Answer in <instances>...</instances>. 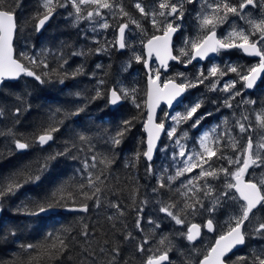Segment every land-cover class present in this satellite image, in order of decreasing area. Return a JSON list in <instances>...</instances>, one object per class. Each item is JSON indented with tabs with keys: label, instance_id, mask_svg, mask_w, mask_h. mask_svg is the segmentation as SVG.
<instances>
[{
	"label": "snow or ice",
	"instance_id": "obj_1",
	"mask_svg": "<svg viewBox=\"0 0 264 264\" xmlns=\"http://www.w3.org/2000/svg\"><path fill=\"white\" fill-rule=\"evenodd\" d=\"M15 3L16 0H0V85L21 76L32 77L42 85L49 83L50 75H59L69 64V59L62 51L53 53L51 50H42L40 56L35 52L29 54L26 50L16 51L14 45L20 25L16 18ZM186 5L198 6L193 17L196 34L184 35L181 45L177 47L173 40L184 29L183 21L188 13ZM58 8H70L66 16L77 24L87 21L91 25V33L113 30L112 38L109 40L105 37L103 42L97 35L90 36L82 32L83 39H90L98 45L94 49L97 55L109 50L130 52L123 70L127 71L133 63L141 64L145 69L147 85L143 100L138 99L139 90L136 87H126L117 80L105 89V79L97 78L96 72L89 74L90 79H95L92 90L94 94L88 98L89 102L106 98L110 105L115 106L128 100L136 109L142 110V115L146 117L142 123L146 134L142 140L144 150L135 154L134 161L138 162L142 157L145 161V176L156 181L150 188L151 200L147 197L138 200V187L130 193L132 211L135 212L134 231L129 230L124 223L123 218L128 209L120 197L108 201L107 207L111 211L106 218L111 222L113 233L119 234L121 241L126 242L134 254H139L141 264H174L170 257L173 240L158 231L164 221L179 226L175 235L188 242L190 259L187 264H264V243L253 245L248 254L236 260L229 258V253L245 245L247 239L264 241V215H258V210L264 209V106L259 111L250 109L248 105L257 103L251 99H241L235 105L232 103L242 96L243 90L254 88L264 76V0H236L235 3L233 0H151V3L132 0L131 8L134 12L128 10L123 0H43L33 30L39 33ZM230 17L236 18L232 20L230 30L224 35H218V27L228 23ZM132 34L140 35L141 51L137 50L136 43L131 40ZM29 47L34 49L35 45H29L26 38L25 48ZM231 49L257 57L258 61L246 69L235 64L221 67L213 63L206 71L200 65L192 76L176 72L172 76L163 77V73L169 71L170 61L187 67L194 61H204L212 54L219 55ZM49 55L57 61L58 68L51 67ZM70 55L84 56L85 51L74 50ZM95 67L103 70L104 66L97 64ZM83 71V65H80L71 73L63 72V75L75 78L83 74ZM230 73L238 79L221 84L223 77ZM59 83L63 84L64 79H60ZM237 83L242 84V89L237 90ZM201 85H205L209 92L227 94L222 100H212L211 103L217 105V111L220 105L233 110L234 119L229 124L225 118L223 126L217 124L200 132L190 145L189 132L182 126L191 121L190 128L198 130L202 122L213 115L208 111L197 115L205 102L202 98L190 104L184 103V94ZM76 95L79 97L80 93ZM162 103L168 111L160 108ZM174 105H183L184 110L174 111ZM158 109L163 112L159 119ZM21 111L17 107L12 110V115L18 117ZM83 111L84 107H77L71 115H79ZM3 115L4 110L0 109V117ZM135 122L137 117L125 119L118 129L102 137L109 152L121 145ZM59 130L58 126L49 124L42 134L35 137V143L40 147L47 145ZM5 134L12 138L16 151H24L32 146L26 140L17 138L11 129L7 133H0ZM162 136H167L170 143L161 146ZM77 139L80 147L74 141L50 159L70 155L73 149L84 153L82 166L78 170L81 181L75 191H69L62 185L52 195L58 196V202L70 211L89 213V201L97 209L105 207L101 199L102 186L111 176L115 159L107 153L98 155L96 143L86 134H79ZM158 150L167 154L168 161L159 172L152 163ZM98 165H103V168L98 170ZM39 167L41 171L45 170L48 167L47 161ZM126 167H136V163H129ZM18 176L13 174L0 178V202L5 197L14 196L24 187V182ZM40 179V175L29 174L26 182H39ZM149 203L157 216L155 219L149 217L147 222L156 231L145 234L143 222ZM52 206L40 204L37 210L29 214L39 215ZM227 208H231L232 212L221 225L216 219L217 213ZM197 217L201 222H193ZM205 232L218 235L206 252L201 253L196 242L202 239ZM11 234L14 235V232ZM79 235L87 245L82 254L92 258L91 264H97V255H107V264H130V260L122 258L121 247L112 246L107 239L103 245L97 244L99 252L92 248L88 244L91 233L87 223L83 224ZM75 239L74 236L66 239L49 232L44 243L21 244L20 248L28 257L27 264H34L39 258L32 256L37 250L56 260L62 257L70 259ZM14 264L24 262L14 261Z\"/></svg>",
	"mask_w": 264,
	"mask_h": 264
},
{
	"label": "trees",
	"instance_id": "obj_2",
	"mask_svg": "<svg viewBox=\"0 0 264 264\" xmlns=\"http://www.w3.org/2000/svg\"><path fill=\"white\" fill-rule=\"evenodd\" d=\"M42 2L43 0H16V18L20 25V32L14 45L16 51L26 50L29 54L35 52L37 56H40L42 50H51L53 53L62 51L69 59V64L59 75L51 74L49 83L42 85L34 78L22 77L17 82L4 83L0 88V109L4 110V115L0 117V133H7L11 129L17 138H22L32 145L25 152L18 153L14 150L12 138L6 134L0 135V178L19 174L18 178L24 182V187L14 196L5 197L0 202V208H2L0 264H14V261L27 264L28 257L22 253L20 245L42 244L49 232L66 239L69 236L76 237L72 243L70 259L62 257L56 260L37 250L32 253V256L39 257L34 264H81V262L91 264L92 258L82 254L83 248L87 245L83 237L79 235L85 223L89 225L91 233L88 244L96 248L97 252H99L97 244L103 245L104 240L107 239L112 246L121 247L123 259L130 260V264H141L139 254H134L133 249L126 242L121 241L119 234L113 233L111 222L106 217L111 211L107 207L108 201L119 196L122 204L128 209L126 217L123 218L124 223L128 225L129 230L134 231L135 212L132 211L130 193L138 187L140 192L138 200L145 197L151 200L150 188L155 185L156 181L145 176V161L142 157L138 162L134 161L135 154L144 150L142 123L146 117L142 115V110L136 109L128 100H124L121 106L112 110L106 98L91 102L88 98L94 94L92 90L95 86V79H90L89 74L96 72L97 78L105 79V89L119 80L126 87H136L139 90L138 99L143 100L146 89L143 67L141 64L133 63L131 68L124 71V64L128 61L126 53L109 50L97 55L94 49L98 45L92 43L90 39H83L81 35L82 32H87L90 36L94 35L87 27V21L77 24L73 19L68 18L66 13L71 10L70 8H58L48 26L41 33L35 32L33 30L35 17ZM123 2L129 11H135L131 8L132 0H123ZM235 2L236 0H233V3ZM145 3H151V0H145ZM95 35L101 37L103 42L105 37L109 40L112 38L113 30L109 29L105 33L97 32ZM26 38L29 45H35L34 49L25 48ZM74 50H84L85 55L71 56L70 53ZM137 50L141 51L140 45L137 46ZM48 59L51 67L58 68L57 61L51 55ZM97 64H102L103 70L96 69ZM80 65H83V74L75 78L71 75L67 77L63 75V72L71 73ZM60 79H64L63 84L59 83ZM254 90L250 99L257 103L248 105V107L259 111L264 106V76ZM76 93H80V96L77 97ZM81 106L84 107L83 112L79 115H71L77 107ZM17 107L22 111L18 117H15L12 115V110ZM131 117H137L135 126L126 134L121 145L109 152L102 137L107 136L110 131L114 132L123 120ZM49 124L58 126L60 130L54 133V139L48 146L40 148L35 143V137L42 134ZM79 134H86L93 139L98 155L107 153L115 159V164L111 168V176L102 186L101 199L105 207L97 209L89 201V213L63 214L60 212L48 217H33L29 213L37 210L40 204H51L53 205L51 208L57 209L67 207L58 202V196L53 197L52 194L62 185L66 186L69 191L76 190V186L81 181L78 170L82 166L84 153L73 149L70 155L59 156L56 159H50V157L63 151L66 145L74 141L80 147L77 139ZM45 161L48 167L41 171L39 166ZM133 162L136 163V167H126L127 164ZM153 166L159 172L160 167L155 162ZM99 168H103V165H98V170ZM29 174L40 175V181L26 182ZM221 215L223 217L225 214ZM258 215H264V209H259ZM156 216L152 204L149 203L145 209L143 222L145 234L156 231L147 222L149 217L155 219ZM193 222H200V218H195ZM178 227L169 221H164L162 228L158 231L169 235L173 240L174 247L170 257L174 264H187L190 259L188 242L175 235ZM13 232L14 235L11 234ZM261 243L264 241L247 239L245 246L230 257V260H236L237 257L248 254L253 245ZM211 244L212 241L209 242V246ZM196 245L201 253L206 252L200 244ZM95 259L97 264H107L109 257L97 255Z\"/></svg>",
	"mask_w": 264,
	"mask_h": 264
},
{
	"label": "flooded vegetation",
	"instance_id": "obj_3",
	"mask_svg": "<svg viewBox=\"0 0 264 264\" xmlns=\"http://www.w3.org/2000/svg\"><path fill=\"white\" fill-rule=\"evenodd\" d=\"M181 34H182V32L178 33V34L176 35L175 38H177V36H179V35L181 36ZM217 34H218V33H217ZM176 41H177V39L175 40V42H176ZM174 44H176V43H174ZM174 54H177V53L174 52ZM224 55H227L226 57H228L230 63L235 64V65H239V66H241V67H242V65H244V64H245V66L247 67L248 62L251 61V60H248V59L244 58V57L241 55V53H240L239 51H237V50H235V49H231V50H227V51H222L219 55H216V57H215L213 60H207V61L204 62V63H196V62H193V64L188 65L187 67H185L183 64H179V63H177V62L170 61V68H169V71L166 72V73H163V77H169V76H172V75H174L176 72H180V70H184V71H186V70H190L191 73H194V72H195V67H198V66H200V65H203V67H205L206 64L210 63L211 61H216V60H217L218 62H220V60H221V62H222L223 60H225V58H223V57H225ZM247 60H248V62H247ZM251 62H252V64H255L254 61H251ZM246 67H245V69H246ZM229 77H230V78H234V77H235V74H229ZM145 79H146V77H145ZM254 91H255V90H254ZM254 91H253V92H254ZM197 92L199 93L200 91H199L198 88H195L194 90L191 89V90H189L187 93H185V94H184V98H183L184 103H185V104H188V103L190 104V103H192L193 100L195 99L193 95L196 94ZM253 92L248 93V92H246L245 90H243V91H242V96L237 97V99H238V100H241L242 97H244V99H250V95H251ZM200 95H201V94H200ZM199 97H200V96H199ZM203 98H204V95H203ZM203 100H204L205 102H204L202 108L200 109V111L197 113V115H201V114H203V113L206 112V111L210 112L211 110L216 109V107L214 106V104L211 103V101L213 100V98H210V99H206V98H204ZM213 106H214V107H213ZM210 107H212V109H210ZM161 109H163L164 111H168V109H167L166 107H162ZM173 110H174V111H183V110H184V109H183V105H177ZM222 112H223V111L220 110L218 113H214L213 115L209 116L207 119H205V120L202 122V124H201V126H200V128H199L198 130H192V129L190 128V124L192 123L191 121H189L188 124L183 125V126H182L183 129H186V130H188V132H189L188 143L191 145V144L194 142L195 137L198 136L200 132L204 131L206 128H210V127L213 126L215 123H216V124H221V123L223 124L224 119H222L221 117H222V115H224V114H222ZM215 114H216V115H215ZM157 116H158V119H159V118H162V116H163V112H162V111H159L158 114H157ZM253 118H254V117H253ZM194 119H195V117H194ZM222 124H221V125H222ZM229 124H230V123H229ZM166 126H167V125H166ZM169 143H170V142H169L167 136H163L162 139H161L160 145L162 146V145L169 144ZM47 146H48V145H47ZM40 148H44V147H40ZM17 152H18V153H23V152H25V150H24V151H17ZM159 155H160V153H159V151H158V153L156 154L155 160H154V162H155L156 164H158V158H159ZM56 209H57V208H56ZM222 213H224V212L221 211L220 214L217 215V216L219 217ZM218 217H217V221L219 222L220 219H219ZM200 222H201V220H200ZM222 225H223V224H222ZM221 230H222V229H221ZM217 235H218V233H207V232H205V233L203 234L202 239L198 240V241L196 242V244H200V246L204 247L205 250H206L207 247L209 246V242L212 241V243H214V240H215V238L217 237ZM244 246H245V245H244ZM244 246H243V247H244ZM243 247H242V248H243ZM242 248H241V249H242ZM241 249H239V250L235 251L234 253H232L231 255H229V258L232 257V256H234V255H235L236 253H238Z\"/></svg>",
	"mask_w": 264,
	"mask_h": 264
},
{
	"label": "rangeland",
	"instance_id": "obj_4",
	"mask_svg": "<svg viewBox=\"0 0 264 264\" xmlns=\"http://www.w3.org/2000/svg\"><path fill=\"white\" fill-rule=\"evenodd\" d=\"M197 7L198 6H195V5H186V8L188 9V13L186 14V17H185V19H184V21H183V24H184V29H183V31H182V34H181V36L179 35V36H177V38H175L174 39V43H176L175 45L177 46V47H179L180 45H181V42H182V39H183V36L184 35H195L196 34V28H195V24H194V19H193V17H194V15H195V11L197 10ZM253 14L255 15L256 13H255V10H253ZM236 18L235 17H231L230 19H229V22L228 23H225V24H223V25H221L220 27H218V29H217V33H218V35H224L227 31H229L230 30V26H231V22H232V20H235ZM240 22H238V24H239ZM87 27L89 28V30H91V25H89L88 24V22H87ZM94 35H95V33H93ZM130 38H131V40L133 41V42H135L136 43V47L137 46H139V40H140V36L138 35V34H132L131 36H130ZM177 39V41L175 42V40ZM124 53H126L125 55H126V57H127V59L129 58V56H130V52H124ZM225 57H223V58H225V60H223L222 62H221V60H220V62H218L217 60L216 61H211L210 63H208V64H206L205 65V67H204V69H205V71L211 66V64H213V63H215V64H218V65H220L221 67H224L225 65H227V64H232V63H230V61H229V59H228V57H226L227 55H224ZM247 62H248V60H247ZM126 64V63H125ZM124 64V65H125ZM251 65H253L252 64V62L251 61H249L248 62V64H247V67H250ZM241 67V66H240ZM245 64L244 65H242V67L241 68H244L245 69ZM246 67V68H247ZM198 68H199V66L198 67H195V72L194 73H191V71L190 70H186V71H184V70H180V72H185V73H187L189 76H192V75H194L196 72H197V70H198ZM231 74V73H230ZM231 79H238L237 77H236V75H235V77L234 78H230L229 77V75H227V76H225V77H223V79L221 80V84H223V82L224 81H227V80H231ZM208 82L206 81L205 82V84H207ZM198 89H199V93L197 92L196 94H194L193 96H194V100H193V102L195 101V100H197L198 98H202V99H204V98H206V99H210V98H213V100H222L223 99V97L225 96V95H227V94H225V93H222V92H219V91H217V92H209L208 90H207V88H206V86L205 85H201V86H199V87H197ZM236 88H237V90H240V89H242V84L241 83H237V86H236ZM195 89V88H194ZM194 89H192V90H194ZM201 94V95H200ZM203 95H204V98H203ZM200 96V97H199ZM241 99H244V97H242ZM240 100H238L237 98H236V100L235 101H233L232 103L235 105L236 103H238ZM189 104V103H188ZM215 105V107H216V109H213V110H211L210 112H212L213 114L214 113H218L220 110H222L223 112H222V114H224V115H222V119H225V118H227V120H228V122L231 124V122L233 121V119H234V117H233V110H231V109H228V108H225V107H223L222 105H220V110L219 111H217V105L216 104H214ZM214 107V106H213ZM210 109H212V107H210ZM216 115V114H215ZM222 124V123H221ZM214 125H217L216 123L214 124ZM213 125V126H214ZM222 126H223V124H222ZM212 127V126H211ZM208 128H206L205 130H207ZM159 153H160V155H159V158H158V164H156L157 166H159L160 168H161V166H163V165H166L167 163H168V161H167V154L166 153H164L163 151H159ZM221 211H223L224 212V216L222 217V215H220V217H218V216H216V219H217V217L220 219L219 220V223L222 225V224H224V221L227 219V216L229 215V214H231V212H232V209L231 208H227V209H221L218 213H217V215H219L220 214V212ZM223 230V229H222Z\"/></svg>",
	"mask_w": 264,
	"mask_h": 264
},
{
	"label": "water",
	"instance_id": "obj_5",
	"mask_svg": "<svg viewBox=\"0 0 264 264\" xmlns=\"http://www.w3.org/2000/svg\"><path fill=\"white\" fill-rule=\"evenodd\" d=\"M55 15V14H54ZM54 17V16H53ZM52 17V18H53ZM51 18V19H52ZM51 19L45 24V26H44V28L39 32V33H41L47 26H48V24H49V22L51 21ZM178 34V33H177ZM176 34V35H177ZM176 37V36H175ZM175 37H174V39H175ZM174 41V40H173ZM235 50H237V51H239L240 53H241V55L244 57V58H246V59H248V60H251V61H254L255 63L258 61V58L257 57H250V56H247V55H245V54H243L240 50H238V49H235ZM216 57V54H212V55H210L209 56V58H207L206 60H204V61H194V62H196V63H204V62H206L207 60H213L214 58ZM175 62V61H174ZM143 66V65H142ZM143 70H144V73H145V69H144V67H143ZM21 77H23V76H21ZM20 77V78H21ZM26 78H29V79H33L32 77H27V76H25ZM19 78V79H20ZM262 78H263V76L261 77V79H259L258 81H257V83H256V85L254 86V88H252V89H247V90H245L246 92H248V93H251V92H253L254 91V89L257 87V85H259V83L261 82V80H262ZM19 79H16V80H8V81H6L5 83H14V82H17V81H19ZM145 85H147V80L145 79ZM1 86L2 85H0V88H1ZM184 98V97H183ZM123 103V101L122 102H120L119 104H117V105H115V106H112V105H110L109 104V107L111 108V109H115V108H117V107H119V106H121V104ZM162 106H164V107H166L163 103L161 104V106H160V108L162 107ZM177 105H174V108L176 107ZM173 108V109H174ZM160 111V109H158L157 110V113ZM143 134H144V137H145V133H144V131H143ZM163 137V136H162ZM162 137H161V139H162ZM161 142V141H160ZM51 143V141L47 144V145H49ZM47 145H45V146H43V147H46ZM159 151V150H158ZM158 151L156 152V154L158 153ZM156 154H155V157H156ZM155 157H154V160H155ZM154 160H153V162H154ZM152 162V163H153ZM63 213V214H78V213H81V212H76V211H70V210H68V207H65V208H62V209H56V208H50L48 211H46V212H44V213H40L39 215H32L33 217H48V216H50V215H55V214H58V213ZM0 217H1V211H0ZM244 246V245H243ZM243 246H238L237 248H235L234 250H233V252L232 253H234L235 251H237V250H239V249H241ZM232 253H229V255H231Z\"/></svg>",
	"mask_w": 264,
	"mask_h": 264
},
{
	"label": "bare ground",
	"instance_id": "obj_6",
	"mask_svg": "<svg viewBox=\"0 0 264 264\" xmlns=\"http://www.w3.org/2000/svg\"><path fill=\"white\" fill-rule=\"evenodd\" d=\"M142 67H143V66H142ZM23 77H25V76H23ZM145 77H146V75H145ZM21 78H22V77H21ZM21 78H20V79H21ZM20 79H19V80H20ZM108 105H109V103H108ZM121 105H122V104H121ZM162 107H164V106H162ZM162 107H161V108H162ZM109 108H110V107H109ZM117 108H118V107H117ZM110 109H111V108H110ZM115 109H116V108H115ZM112 110H113V109H112ZM157 114H158V113H157ZM0 218H1V217H0Z\"/></svg>",
	"mask_w": 264,
	"mask_h": 264
}]
</instances>
